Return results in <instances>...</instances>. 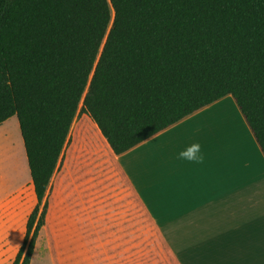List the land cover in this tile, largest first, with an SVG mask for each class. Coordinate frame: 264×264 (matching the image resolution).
I'll return each instance as SVG.
<instances>
[{"label": "trees", "instance_id": "obj_1", "mask_svg": "<svg viewBox=\"0 0 264 264\" xmlns=\"http://www.w3.org/2000/svg\"><path fill=\"white\" fill-rule=\"evenodd\" d=\"M227 96L264 155V0H0V126L17 117L36 197L14 264L78 115L120 156Z\"/></svg>", "mask_w": 264, "mask_h": 264}, {"label": "crops", "instance_id": "obj_2", "mask_svg": "<svg viewBox=\"0 0 264 264\" xmlns=\"http://www.w3.org/2000/svg\"><path fill=\"white\" fill-rule=\"evenodd\" d=\"M193 142L203 146V165L176 158ZM108 147L165 252H133L109 226L105 239L90 241L89 264H264V155L232 96L123 155Z\"/></svg>", "mask_w": 264, "mask_h": 264}, {"label": "rangeland", "instance_id": "obj_3", "mask_svg": "<svg viewBox=\"0 0 264 264\" xmlns=\"http://www.w3.org/2000/svg\"><path fill=\"white\" fill-rule=\"evenodd\" d=\"M45 225L31 264H89L90 241L107 227L128 236L131 251L163 254L154 221L115 165L96 124L76 117L49 191ZM36 197L17 117L0 126V264H14ZM129 228L122 233L121 229ZM97 232V233H96ZM99 239V238H98Z\"/></svg>", "mask_w": 264, "mask_h": 264}, {"label": "clouds", "instance_id": "obj_4", "mask_svg": "<svg viewBox=\"0 0 264 264\" xmlns=\"http://www.w3.org/2000/svg\"><path fill=\"white\" fill-rule=\"evenodd\" d=\"M179 161L186 162L194 166L203 165L205 162V153L200 142H193L185 145L176 157Z\"/></svg>", "mask_w": 264, "mask_h": 264}]
</instances>
